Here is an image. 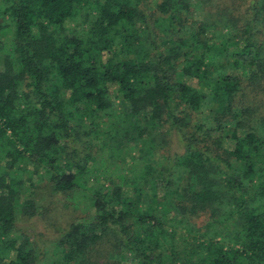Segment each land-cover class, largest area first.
Returning a JSON list of instances; mask_svg holds the SVG:
<instances>
[{
	"label": "trees",
	"instance_id": "1",
	"mask_svg": "<svg viewBox=\"0 0 264 264\" xmlns=\"http://www.w3.org/2000/svg\"><path fill=\"white\" fill-rule=\"evenodd\" d=\"M6 1L0 264L43 176L93 209L66 264H264V0Z\"/></svg>",
	"mask_w": 264,
	"mask_h": 264
},
{
	"label": "rangeland",
	"instance_id": "2",
	"mask_svg": "<svg viewBox=\"0 0 264 264\" xmlns=\"http://www.w3.org/2000/svg\"><path fill=\"white\" fill-rule=\"evenodd\" d=\"M9 1L0 0V9L6 6ZM12 24L6 15H1L0 10V67L5 54L10 50L12 39ZM229 145V142L226 143ZM180 144L176 135H172L170 152L179 151ZM105 161V160H104ZM106 162V161H105ZM130 160H126L129 164ZM28 169L33 172L32 163H28ZM41 173L40 169L37 170ZM34 174V173H33ZM31 175L32 183L38 184L37 174ZM27 174L22 175V180L26 181ZM43 180L39 182V188L25 187L23 188L24 196H30L34 201L37 213L30 217H17L15 226L16 238L24 239L28 242L29 248L32 249L33 261L31 264H66L63 260L65 255L64 249L58 245L57 239L59 234L70 223L84 218L89 219L93 209L87 201L76 191H66L57 194H48L47 177L43 176ZM121 185L123 195L134 196L131 186ZM125 250L112 251V261L117 259L123 264H130V259ZM12 256V254L10 253Z\"/></svg>",
	"mask_w": 264,
	"mask_h": 264
}]
</instances>
